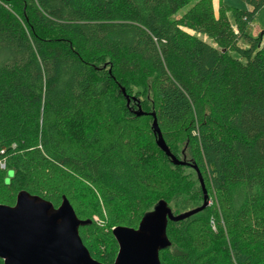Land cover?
<instances>
[{
	"label": "trees",
	"instance_id": "1",
	"mask_svg": "<svg viewBox=\"0 0 264 264\" xmlns=\"http://www.w3.org/2000/svg\"><path fill=\"white\" fill-rule=\"evenodd\" d=\"M243 1L249 10L219 2L216 14L213 0H0V205L20 192L55 209L66 198L94 260L92 241L114 243L101 264L117 255L111 228L136 229L159 201L174 210L180 166L156 146L152 117L134 116L142 102L124 80L135 77L143 112L177 159L188 151L212 200L167 222L160 264L178 260L172 228L196 264H264V25L248 34L264 0Z\"/></svg>",
	"mask_w": 264,
	"mask_h": 264
},
{
	"label": "water",
	"instance_id": "2",
	"mask_svg": "<svg viewBox=\"0 0 264 264\" xmlns=\"http://www.w3.org/2000/svg\"><path fill=\"white\" fill-rule=\"evenodd\" d=\"M121 92L128 105L129 97L123 88ZM133 114L152 117L156 146L173 165H187L195 171L203 195L202 205L190 211L174 215L164 201H159L136 229H111L118 246L113 264H160L159 251L170 245L166 236L167 222H179L201 212L209 206V200L197 166L177 159L169 151L155 114L143 112L138 103ZM86 223L76 217L66 198H62L55 209L49 202L20 192L14 206L0 205V260L3 264H101L89 255L79 237L78 228Z\"/></svg>",
	"mask_w": 264,
	"mask_h": 264
},
{
	"label": "rangeland",
	"instance_id": "3",
	"mask_svg": "<svg viewBox=\"0 0 264 264\" xmlns=\"http://www.w3.org/2000/svg\"><path fill=\"white\" fill-rule=\"evenodd\" d=\"M219 2L229 7L236 8V9H242V10L250 9V7H248V5L243 0H213L214 10L216 14H217ZM189 7L190 6L188 5L185 8L181 9L178 15H182L184 12L187 11ZM229 19L231 20L230 15H229ZM263 25H264V9L260 10L257 13L253 23L248 29V34L255 37L258 34L263 33ZM233 28L235 29V27ZM189 33L193 34L192 32H189ZM193 35L198 37L203 42L211 46H214V43L207 37L203 35H199V34H193ZM239 45L241 47H246V45L243 42H240ZM124 82L127 84L128 88L130 89L132 96L138 97L140 101L142 102L141 107H140L142 108L141 110L147 111L148 107L145 101V94H146L145 82L135 77H128L124 80ZM133 102L137 106L138 100L135 99V101ZM111 103L113 105L116 104L114 100H111ZM128 106L129 104L127 105V107ZM134 110H137V107H135ZM114 111L118 117H123L126 114L124 106L120 109H115ZM183 148H184L183 145L181 144L178 145L177 150H176V155L179 160L187 162V160L189 159V154H188V151H185L186 150L185 149L184 153H186L187 155L184 156L182 154ZM188 167L180 166V168H177V167L174 168L175 174H177L179 177V184L181 185V187L183 186V189L180 190L179 192L176 191L173 194L174 196H172L170 204H171V207L180 214L194 209V207L197 205H200V206L202 205V194L200 193V189L198 188V182L196 181L195 173L193 172L192 168L190 167L188 168ZM193 197H194L195 202L194 201L190 202V199ZM156 198L157 196L153 194H149L147 196V201L145 202V205L148 210H150L151 208L150 206L156 200ZM208 203H209L208 207H211L212 200H209ZM174 210H172L173 213H175ZM176 230L172 228L170 231L172 234H174V240L180 241V243H178L179 251L175 253L178 256V260L176 259L175 261H171L170 264H196L197 256L194 255L192 250L190 249L189 241L187 237L184 234H182L180 228L178 230L179 232ZM90 247L92 249V252L96 260H100L102 262V260L106 259L107 256L112 255L115 245L111 241V239L106 238V237H103V238L99 237V238H96L94 241H92V243H90Z\"/></svg>",
	"mask_w": 264,
	"mask_h": 264
}]
</instances>
